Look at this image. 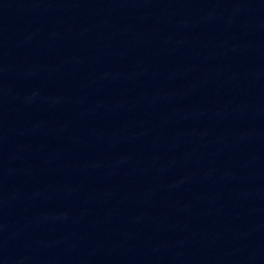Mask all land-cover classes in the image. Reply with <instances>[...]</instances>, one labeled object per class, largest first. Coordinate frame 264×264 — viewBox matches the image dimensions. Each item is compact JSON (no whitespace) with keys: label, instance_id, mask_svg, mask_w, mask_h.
Returning <instances> with one entry per match:
<instances>
[{"label":"water","instance_id":"water-1","mask_svg":"<svg viewBox=\"0 0 264 264\" xmlns=\"http://www.w3.org/2000/svg\"><path fill=\"white\" fill-rule=\"evenodd\" d=\"M0 264H264V0H0Z\"/></svg>","mask_w":264,"mask_h":264}]
</instances>
